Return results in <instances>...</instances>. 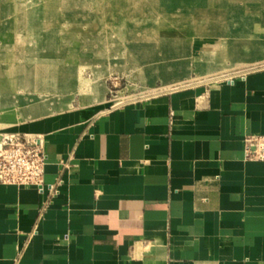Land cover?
Wrapping results in <instances>:
<instances>
[{"label": "crops", "instance_id": "obj_1", "mask_svg": "<svg viewBox=\"0 0 264 264\" xmlns=\"http://www.w3.org/2000/svg\"><path fill=\"white\" fill-rule=\"evenodd\" d=\"M8 132L45 164L41 189L0 183V264H264V161L243 154L264 66Z\"/></svg>", "mask_w": 264, "mask_h": 264}, {"label": "rangeland", "instance_id": "obj_2", "mask_svg": "<svg viewBox=\"0 0 264 264\" xmlns=\"http://www.w3.org/2000/svg\"><path fill=\"white\" fill-rule=\"evenodd\" d=\"M264 66V0H0V133Z\"/></svg>", "mask_w": 264, "mask_h": 264}, {"label": "built area", "instance_id": "obj_3", "mask_svg": "<svg viewBox=\"0 0 264 264\" xmlns=\"http://www.w3.org/2000/svg\"><path fill=\"white\" fill-rule=\"evenodd\" d=\"M243 154L247 160L264 161V134H246ZM45 156L40 137L18 132L0 133V183L34 185L43 184ZM54 192L55 185L49 186Z\"/></svg>", "mask_w": 264, "mask_h": 264}]
</instances>
